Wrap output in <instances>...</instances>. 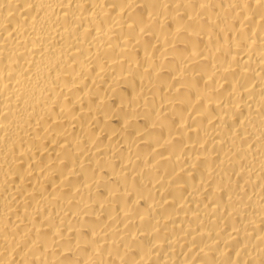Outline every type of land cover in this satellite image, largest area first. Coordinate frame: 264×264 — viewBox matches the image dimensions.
I'll return each instance as SVG.
<instances>
[{
    "label": "bare ground",
    "instance_id": "obj_1",
    "mask_svg": "<svg viewBox=\"0 0 264 264\" xmlns=\"http://www.w3.org/2000/svg\"><path fill=\"white\" fill-rule=\"evenodd\" d=\"M0 264H264V0H0Z\"/></svg>",
    "mask_w": 264,
    "mask_h": 264
}]
</instances>
